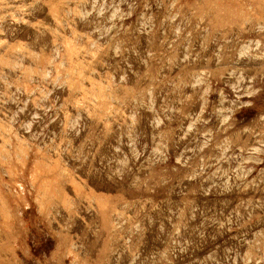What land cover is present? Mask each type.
<instances>
[{
	"label": "rangeland",
	"instance_id": "374dc122",
	"mask_svg": "<svg viewBox=\"0 0 264 264\" xmlns=\"http://www.w3.org/2000/svg\"><path fill=\"white\" fill-rule=\"evenodd\" d=\"M0 264H264V0H0Z\"/></svg>",
	"mask_w": 264,
	"mask_h": 264
}]
</instances>
